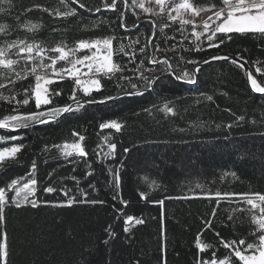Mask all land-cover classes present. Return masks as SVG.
I'll return each mask as SVG.
<instances>
[{
    "label": "trees",
    "instance_id": "obj_1",
    "mask_svg": "<svg viewBox=\"0 0 264 264\" xmlns=\"http://www.w3.org/2000/svg\"><path fill=\"white\" fill-rule=\"evenodd\" d=\"M88 2L93 5L100 4V0ZM13 3L17 6L11 13L13 17L21 11L19 5L28 7L41 4L63 10L59 0H13ZM77 10L82 17L80 20H55L38 9L26 13L22 18L42 22L44 27L35 36L50 46L61 40L72 45L81 38L110 34L111 29L118 36L135 37L150 33V25L142 20L143 15L139 17L141 23L138 29L124 33L118 27L116 13L102 11L91 14L78 8ZM125 19L129 26L135 21L131 14ZM98 20H103L102 26L91 28L92 23ZM4 22L15 26L12 19L0 14V23ZM156 23L161 24L163 21L157 19ZM83 24H87L89 28L85 29ZM53 27H59L61 31L53 33ZM166 31L169 35L172 34L171 29ZM18 35L29 39L33 36L32 33L24 31H20ZM157 35H160L159 31ZM258 43L251 38L236 36L233 42L225 44L221 49L199 53L185 52L183 55L202 62L213 55L228 54L234 57L236 51L240 50L250 64L253 60H260L264 67V49ZM116 59H124L126 62V58ZM187 67L190 71L193 66ZM252 71L256 75L254 68ZM257 79L264 83V76H257ZM102 82L105 84L104 92L93 93L97 99L101 95L113 93V82ZM33 83L31 77L20 81L16 85V91H21L23 87ZM71 86L72 82L69 80L59 84L64 89V95L55 97V104L62 105L67 101ZM201 92L213 95L215 103L202 101L195 105L194 97ZM78 96L82 97V93H78ZM182 97L187 99H181ZM165 99L176 101V106L182 113L181 117L165 119L159 112H155L154 116L136 115L143 108L153 103L159 105ZM184 108L188 111L184 112ZM227 108L237 114H246L250 119H255L256 123L246 122L244 127H234L226 141L223 139L226 135L223 127L217 129L214 124L224 125L233 120V116L225 111ZM34 110V103L20 109L23 112ZM9 113L11 107L0 101V118ZM109 119L122 121L125 127L121 132L109 129L101 131L99 124ZM196 121L203 123L204 127H192ZM181 128L184 129L183 132L179 131ZM72 130H78L86 136L88 160L93 162L95 169V174L91 177L83 178L86 168L78 159L73 158L76 162L68 163L58 150L47 153L42 151L45 144L71 142L75 139L71 136ZM259 130H264V97L253 93L244 73L226 61H215L201 67L194 85L166 78L158 84L155 91L145 96L87 106L86 110L79 113L66 114L56 123L21 129L18 133L0 130V135L5 137L23 136L22 140L0 141V148L19 143L26 145L20 154V163L8 167L6 173H0V185L11 178L27 176L32 161H36V178L41 182V189L48 184H67L75 191L70 178L76 175L82 178L79 187L88 190L89 181L96 185L98 191L88 190L89 199L106 201L104 205L94 206L81 204L72 207H6V224L0 228L8 232V264H86L81 258L84 247H88L91 253L87 257L90 264H136V261L140 264H161L162 256L165 255L161 251L165 242L161 237L162 224L166 233L167 264H195L197 249L194 242L201 231V239L214 246L217 256H222L226 250L218 243L219 238L212 230H204L202 222V218L210 213L213 202L203 198L166 200L161 217L160 206L141 200L138 193L147 192L151 200L163 199L165 196H192L207 190L264 193V138L249 135L250 132ZM106 135L110 136V142L117 143L116 160L100 164L96 162L93 150L96 145L104 143L103 137ZM124 148H129L130 151L125 154ZM121 159L125 164L121 173V194L129 201L124 211L145 220V223L135 226L129 233H125L122 222L115 219L117 213L112 205L115 203L116 208L122 205L112 200L115 192L105 171L106 165L116 164ZM231 171H235L237 176L224 175ZM49 173L53 174L51 179L48 178ZM196 183L205 185V188L196 189ZM37 195L45 200L64 199L56 194H44L42 191ZM222 207L227 205L222 204ZM241 219L243 223L238 222L232 227H224L221 220H214V227L225 240L247 236L251 227L247 215ZM108 225H112L116 235L105 245L102 241L108 238L105 232ZM247 238L252 239L251 236Z\"/></svg>",
    "mask_w": 264,
    "mask_h": 264
},
{
    "label": "snow or ice",
    "instance_id": "obj_2",
    "mask_svg": "<svg viewBox=\"0 0 264 264\" xmlns=\"http://www.w3.org/2000/svg\"><path fill=\"white\" fill-rule=\"evenodd\" d=\"M2 2L0 14L12 19L15 26L7 22L0 23V101L11 107V113L0 118V130L18 133L21 129L27 130L56 123L66 114L79 113L86 110L87 106L107 104L133 96H145L155 91L158 84L166 78L194 85L197 83L201 67L215 61H226L240 69L246 76L251 91L264 97V83L257 79V76H264V67L261 66L260 60H253L250 64L240 50L236 51L234 57L228 54L213 55L203 59L202 62L200 59L187 58L183 55L185 52L199 53L221 49L225 44L233 42L236 36L258 41V46L264 49V0H100L99 5L90 4L88 0H59L63 10L41 4L28 7L19 5L21 11L14 17L11 13L17 6L14 5L13 0H2ZM77 8L91 14H99L102 11L116 13L118 27L124 33L138 29L141 23L139 17L143 15L144 22L150 25V33L135 37L118 36L109 25L110 34L81 38L72 45L66 40H61L50 46L35 36L44 27L43 23L22 18L26 13L38 9L55 20L70 18L80 20L82 17ZM128 14L135 17L131 26L126 23L125 18ZM157 19L163 23L157 24ZM198 19L200 23H197ZM103 23V20H98L92 23L91 28H100ZM82 27L89 28L87 24H83ZM168 29L172 30L171 35L166 31ZM20 31L32 33L33 36L31 39L22 37L18 35ZM51 31L57 33L61 29L53 27ZM169 41L172 43L170 44ZM117 57L126 58V62L124 59L117 60ZM188 65L193 66L191 71ZM246 65L249 67L246 68ZM253 68L256 75H253ZM30 77L34 83L23 87L21 91H16L17 83ZM64 80L71 81L72 86L67 101L58 105L54 103V98L64 95V89L59 87ZM104 80L113 82L114 94L101 95L97 99L93 93L104 92L105 84L102 82ZM53 85L57 87H52ZM78 93H82V97L78 96ZM194 101L195 105H199L202 101L215 103L213 95L203 92L194 97ZM30 103H34V111H20ZM216 107L218 108L219 105ZM187 111L188 109L184 108V112ZM225 111L233 116V120L224 125L214 124V127L217 129L223 127L226 133L223 139L226 141L234 127H244L246 122L256 123L255 119H250L246 114H237L231 108ZM155 112L162 113L165 119L179 118L182 115L176 106V101L172 99H165L159 105L153 103L136 115L154 116ZM124 127L125 123L117 119H109L99 124L101 131L109 129L121 132ZM192 127L199 129L203 128L204 124L196 121L193 122ZM179 131L183 132L184 129L181 128ZM249 135H259L264 138V130L250 132ZM71 136L75 138L71 142L45 144L42 151L47 153L58 150L68 163H75L78 159L86 168L83 178L93 176L95 169L93 162L88 160L86 136L78 130H72ZM22 139V135L7 137L0 135V141ZM110 139V136H104V143L96 145L93 150L97 163L104 164L105 161L116 160L117 143L110 142ZM214 139L220 138L214 137ZM25 148L26 145L23 143L0 148V173H6L8 167L20 163V154ZM129 151V148L123 149L125 154ZM37 168L36 161H32L27 176L11 178L0 185V226L6 224L5 209L9 206L72 207L106 203L105 200L89 199L88 190L98 191L96 185L89 181L88 190L81 188L79 185L82 178L76 175L70 178L74 183L75 191L67 184L59 186L48 184L41 189V182L36 178ZM124 168L125 164L121 159L116 164L106 165L105 171L110 177L109 183L115 192L112 200L122 205L120 208H116L115 203L112 205L117 213L115 219L121 221L123 231L129 233L135 226L145 223V220L142 217L126 214L124 211L129 203L121 194V173ZM52 175L49 173L48 178L51 179ZM224 175L237 176L235 171L225 172ZM195 188L204 189L205 185L196 183ZM40 191L44 194H56L64 199L45 200L37 195ZM138 194L141 200L160 206L161 217L164 214L163 207L166 200L203 198L213 202L208 216L202 218L204 230H212L219 238L218 243L226 251L222 256H217L214 246L201 239L203 235L201 231L194 242L197 249L195 264H264V193L207 190L192 196H165L156 200H151L145 191H140ZM222 204L227 207H222ZM245 214L251 226L247 234L252 237L251 240H248L247 236L225 240L214 227V220H221L224 227H232L238 222L243 223L241 217ZM105 232L108 238L102 243L108 245L116 233L112 230V225H108ZM161 237L165 241L161 246V251L165 254L162 256L161 264H167L166 233L163 224ZM90 255L88 247H84L81 258L86 264H90L87 261ZM8 257V232L0 228V264H8ZM136 264L140 262L136 261Z\"/></svg>",
    "mask_w": 264,
    "mask_h": 264
},
{
    "label": "rangeland",
    "instance_id": "obj_3",
    "mask_svg": "<svg viewBox=\"0 0 264 264\" xmlns=\"http://www.w3.org/2000/svg\"><path fill=\"white\" fill-rule=\"evenodd\" d=\"M0 6H3L2 0H0ZM142 20H145V17L144 16H142ZM156 22H157V20H156ZM197 23H200V20L199 19L197 20ZM81 54H83V53H81Z\"/></svg>",
    "mask_w": 264,
    "mask_h": 264
},
{
    "label": "water",
    "instance_id": "obj_4",
    "mask_svg": "<svg viewBox=\"0 0 264 264\" xmlns=\"http://www.w3.org/2000/svg\"><path fill=\"white\" fill-rule=\"evenodd\" d=\"M203 66H204V65H203ZM203 66H202V67H203ZM245 67L248 68V65H246ZM259 95H260V94H259Z\"/></svg>",
    "mask_w": 264,
    "mask_h": 264
},
{
    "label": "built area",
    "instance_id": "obj_5",
    "mask_svg": "<svg viewBox=\"0 0 264 264\" xmlns=\"http://www.w3.org/2000/svg\"><path fill=\"white\" fill-rule=\"evenodd\" d=\"M191 71V70H190ZM157 74H159V73H157Z\"/></svg>",
    "mask_w": 264,
    "mask_h": 264
}]
</instances>
